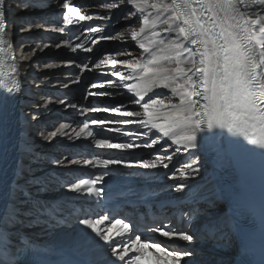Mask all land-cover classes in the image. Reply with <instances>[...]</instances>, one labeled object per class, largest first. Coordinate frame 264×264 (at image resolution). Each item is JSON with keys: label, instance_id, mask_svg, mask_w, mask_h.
<instances>
[{"label": "snow or ice", "instance_id": "obj_1", "mask_svg": "<svg viewBox=\"0 0 264 264\" xmlns=\"http://www.w3.org/2000/svg\"><path fill=\"white\" fill-rule=\"evenodd\" d=\"M121 2L131 5L133 12L129 15H135L137 23L130 26L127 34H102L95 37L92 44L103 40L130 39L140 50L135 54L138 58H118L121 55L132 57V52L117 53L115 57L107 54L95 63V68L111 66L109 75L116 77V80L109 79L107 83L114 88L126 89L131 94L129 103L138 105L141 110H126L123 104L120 107L96 109L138 119L92 120L93 125L100 127V133H95L85 123L75 132L76 138H92L94 147L102 151L140 147L152 149L160 139L166 138L176 145V153H189L201 148L208 150L211 142L218 164L238 172L243 171L247 154L258 150V154L264 158V0H114L103 2L99 7L110 12L117 9ZM6 3L7 0H0V8ZM31 6V3L23 5L25 9ZM60 7L63 9V27L57 29L59 32L93 19L74 6L71 0H62ZM109 18L107 15L99 17L101 20ZM124 19H128V16ZM29 30L21 28L22 32ZM86 31L95 34L100 33L101 29L88 26ZM6 34V13L0 11V94L13 95L21 93L22 86L16 76L18 69L15 63L11 64L10 73L6 74L3 70L7 49L14 47L5 39ZM77 49L86 53L93 51L92 47L83 44H77L72 50ZM120 67L127 71H120ZM96 87L100 86L93 85V88ZM157 88L169 90L171 95L149 96L145 100L148 93ZM93 94L110 95L89 93ZM112 123L138 124L146 131L104 127ZM66 127L62 125L57 131L49 133V138L58 134L69 135L64 131ZM104 132L120 133L130 140L114 143L110 137L102 136ZM150 133L159 135L157 139L145 140L143 144L134 142L149 137ZM98 135L101 138H97ZM172 159V155L158 154L154 159L141 158L132 163L125 162L123 158H102L97 155L83 163L100 169V174L69 183L68 190L100 197L104 189L98 185L109 175L111 165L167 169ZM201 170V158L192 152L191 162L172 170L168 178L174 181L172 187L176 192L184 193L192 187V181L201 175ZM202 198L205 204L202 210L206 225H202L205 239L217 245L231 243L233 235L240 232V216L244 214L237 202V194H233L229 203L231 215H226V209L221 207L220 202L227 199L222 192L209 190ZM29 211L38 221L41 216L49 219L57 217L61 209L36 201ZM21 216V209L15 200L0 210V264H38L34 259V242L30 238L13 235L17 222H23ZM184 216L191 222L193 212L188 211ZM76 219L78 225L83 226V235L94 241L97 247H103L109 258L108 264H141L148 249L156 251V264H190L187 258L195 256L190 247L181 246V242L191 245L194 234L186 228L165 224L162 220L145 231L158 233L166 240L157 238L146 242L142 241L144 233L130 221L126 222L125 218L95 216L85 211ZM100 242H103L102 245Z\"/></svg>", "mask_w": 264, "mask_h": 264}, {"label": "bare ground", "instance_id": "obj_2", "mask_svg": "<svg viewBox=\"0 0 264 264\" xmlns=\"http://www.w3.org/2000/svg\"><path fill=\"white\" fill-rule=\"evenodd\" d=\"M71 2L74 6L79 7L82 12L92 16L93 19L84 21L81 25L70 27L64 32H59L57 30L59 27H63L62 21L60 25L53 24V22L49 21L51 18H48L52 13L61 15L62 12H60V9L62 8L60 4L62 1L7 0L6 5L0 8V11H5L6 13L7 34L5 39L9 40L14 45L12 49H7V73L12 71L11 64L15 63L18 69L16 76L21 80L22 86L21 93L8 95V130L4 159L0 171V210H2L5 205L10 206V201L12 200H15L20 208H24L21 206L27 201L33 204L36 201L46 204L50 202L49 204H53L54 206H61L63 204H89L96 200L97 197L73 193L68 190V184L76 182L74 177L69 174V171L88 167L83 163V161L87 159L72 160L68 158L67 154L63 152L62 149L93 144L92 138L86 136L76 138L75 132L83 127L85 123H88L90 129L95 133H100V127L93 125L91 123L92 120L86 121V119L80 123L59 121V113L61 111L56 112L57 109L68 110V114L76 118L80 116L83 117L84 115L86 117L91 113H102V115L99 114V117L95 120L117 121L138 119L136 117H122L112 111L104 112L96 110L106 107H120L122 104L126 107V110L139 111L141 109L138 105L129 103L131 94H128L124 88L111 89V98L109 100L111 105H95L98 103V98H104L106 95H89V93L110 92V90L106 88L107 85H109L107 81L109 79L116 80V77L109 75L112 71L111 66L103 65L101 68L96 69L95 66L92 67L89 60L87 62L80 60V58L88 56L89 53L84 52L82 49H77L76 51L72 50L77 44H83L86 47H92L93 53L103 54L100 59H103L107 54H112L115 57L117 53L125 52H132L134 55L132 57L121 55L118 58L137 59L138 56L135 54H138L140 50L134 46V43L130 39H117L113 40V42H110L112 40H108L109 43L105 42L107 40H103L99 41L97 44H92V40L99 35L116 34L115 32H117L119 28L112 27V23H110L112 22V18L113 21H116L118 26H120V23H124L123 18L125 16H128L126 20L132 19L134 23L130 24L128 22V27L123 31L125 34L128 33L131 30L130 26L137 23L135 15H129L130 12H133L131 5L121 2L117 9L106 12L101 9L99 5L103 2H114V0H71ZM24 3H31L32 6L25 9L23 7ZM52 6L57 8V10L50 9V11L46 13H42V11H32L34 8L42 10L49 9ZM25 14H31L29 15L30 20L22 18L26 17L22 16ZM105 15L110 18L103 20L99 19V17ZM37 17H40V20L43 19L45 24L42 21V23H39L37 20H34ZM20 25L21 28L23 27L30 30L23 32L19 31ZM36 25H42L43 27H36ZM88 26L99 27L101 32L95 34L89 33L86 31ZM37 30L45 32L42 34L41 38H36L37 34L35 32ZM75 30H79L80 32L78 38L71 39L72 33ZM52 36L56 37L57 40L50 42L51 38H53ZM22 39L25 41L24 46L27 47V51L23 53L18 47V43L19 41L22 42ZM57 45H59L57 48L66 47L71 49L74 53L82 55L77 57L73 54L72 58H70L71 60L68 61H44L43 58L40 57L42 53L44 55L48 50L53 51V46ZM13 56L15 57L14 60ZM59 66H66L68 69L64 70L62 75L53 77L52 75L54 72H52V70H55ZM119 70L123 72L127 71L122 67H120ZM92 72H97L96 74H92L97 80L90 82L89 85L85 86V89L86 95L88 94L87 96L93 97V99L87 101V99L85 100L86 95H84V104L79 105L77 100H74L78 102L75 103L67 100L66 97H57V95H55V93L65 94L70 89L78 87L81 84L79 81L81 76ZM55 74L57 75L58 73ZM93 85H99L100 87L93 88ZM48 87L52 89H46L42 92L43 88ZM120 95L124 98L119 101L118 98ZM157 95L167 97L171 94L169 90L157 88L148 93L145 100H147L149 96L155 97ZM115 99L116 101H114ZM61 101H63V103H61ZM71 105H75V107H71ZM28 112L33 113L35 119L33 118L30 120L26 116ZM44 117H47L45 122H43ZM62 125H67L64 131L69 135L62 136L58 134L56 137L49 138V133L57 131ZM104 127H120L123 131H146V129L141 128L138 124L124 125L112 123L105 124ZM30 132L31 134L29 135ZM103 134L105 133H102V135ZM158 135V133L155 135L150 133L149 137H142L140 140H135L134 142L143 144L145 140L157 139ZM111 137L114 143L129 142L130 140L129 137L122 134L112 135L110 138ZM97 138H101V136L98 135ZM157 146L160 147V151L158 149L153 151L152 149H155ZM156 147L152 149H143L141 150L142 152L136 153L130 152V150L102 151L98 149L102 158H123L125 162L132 163L138 161L139 157L146 159L149 156L151 159H154L158 154L173 156V159L169 162V168L167 169L162 167L157 169H143L139 167L124 168L123 164L111 165L114 172L112 175L106 176L103 182L114 181L118 183L117 189L129 187L133 195L143 194L150 189L151 192L157 193L156 199L178 195L186 197L188 196L186 194L187 192L192 193L196 189H205L206 192L209 190L220 191L228 200L232 199L233 194H237V202L246 203L247 200H249L252 190L245 181V174L230 167H221L215 158L214 145H212L211 142L209 143L208 150L201 148L199 151L191 150L189 153H176V145L172 144L171 141L166 138L160 139ZM48 149L52 152H45ZM164 149H166V151H164ZM154 152L158 153L155 154ZM192 152H195V155L201 158V175L192 181V187L190 189L185 190L184 193L176 192L172 187L174 181L168 177L172 170L182 168L185 164L191 162ZM47 155H51L52 158L54 157V161L49 162ZM23 158L26 161L24 166L21 163ZM178 160L181 162L179 166L177 165L178 167L175 166L176 168H172L173 161L177 162ZM71 161H77V163L72 164ZM142 172H144V177L141 176ZM58 178H61V180L65 182L66 185L64 187L61 182H59ZM48 185L50 186L48 187ZM195 186L197 188L194 189ZM193 189L194 191H192ZM20 223L21 222H18L15 230L25 233V231L19 227ZM9 226L11 227V225ZM82 227L83 226L77 223L75 226H72L71 229L59 228L53 234H50V232H53L54 228H52L51 230H46L44 233H39L40 236L36 233L31 234V236L51 245L68 247L75 250H91L90 257L95 264H108L109 258L105 254L103 247H97L94 241L87 239L81 231ZM100 243L102 245L103 242ZM197 253L208 255L210 251L200 247ZM130 255L132 254L130 253ZM203 264L209 263L204 261Z\"/></svg>", "mask_w": 264, "mask_h": 264}, {"label": "rangeland", "instance_id": "obj_3", "mask_svg": "<svg viewBox=\"0 0 264 264\" xmlns=\"http://www.w3.org/2000/svg\"><path fill=\"white\" fill-rule=\"evenodd\" d=\"M56 1H62V0H56ZM50 9H56L57 10V8H54L53 6L51 7V8H49V9H42V10H39V9H36V8H34L32 11H42V13H46L47 11H50ZM63 11V9H60V12H62ZM35 13V12H34ZM31 14H33V13H31ZM31 14H29V15H31ZM29 15H22V16H26V17H22V18H24L25 20H30V16ZM28 16V17H27ZM34 20H37L39 23H44V21H42V20H40V17H37L36 19H34ZM123 20H124V23H120V26H118L117 25V23H116V21H113V18H112V22H110V23H112V27L113 28H116V27H118L119 29H118V31L117 32H123L127 27H128V22L130 23V24H132V23H134V21H132V19H130V20H126V19H124L123 18ZM42 21V22H41ZM136 22V21H135ZM45 24V23H44ZM19 31H21V25H20V27H19V29H18ZM106 31H107V29H106ZM20 33H22V32H20ZM37 35H36V38H38V37H40L41 38V36H42V34L43 33H45V32H42L41 30H37L36 32H35ZM34 33V34H35ZM116 33V32H115ZM53 38H51V41L50 42H54V41H56L57 40V38L56 37H54V36H52ZM110 41V40H109ZM109 41L107 40V41H105V42H107V43H109ZM110 42H113V40L112 41H110ZM24 44H25V41L22 39V42L21 41H19V43H18V47H19V50L23 53V52H25V51H27V47H25L24 46ZM120 44V43H119ZM73 54H75L77 57L78 56H81L82 54H79V53H74L71 49H68V48H66V47H63V48H57V46H53V51H50V50H48L47 51V53L46 54H44L43 55V53H42V55L40 56V57H42L43 58V60L44 61H49V60H55V61H57V60H61V61H68V60H71L70 58H72V55ZM90 55H94L93 54V52L92 53H89ZM100 54V53H99ZM89 56V55H88ZM103 56V55H102ZM102 56H100L99 57V59L102 57ZM85 57H87V56H85ZM90 58H92V56L90 57ZM83 59H84V57L83 58H80V60L81 61H83ZM99 59L97 60V62L99 61ZM89 61H90V59H89ZM87 62V61H86ZM79 64V63H78ZM68 68L66 67V66H59L58 68H56L55 70H52V72H54V74L52 75L53 77H55V76H60V75H62L63 74V71L64 70H67ZM55 73H58L57 75L55 74ZM61 73V74H60ZM97 72H92V73H90V74H96ZM84 75H86V74H84ZM83 75V76H84ZM83 76H81V78H80V85L78 86V87H76V88H79V89H77V90H82L83 91V88H85V86H84V84L82 83L83 82ZM81 79H82V81H81ZM75 87H74V89H76ZM106 88H108V90H110V92H106V93H110V95H106V97H104V98H98L99 100H97V102L98 103H100V105H107V106H109V105H111V103L109 102V100H110V98H111V89L113 90L114 89V87H112L111 85H107V87ZM46 89H52V88H50V87H48V88H43L42 89V92H44ZM68 89V88H67ZM58 90H66V89H58ZM73 89H70L69 91H67L66 93H65V95L66 94H68L69 96H67L66 97V99L67 100H70V101H73V102H75V103H78L79 105H82V104H84V102H80V100H78V98H76V97H74V96H72L73 94V92H71ZM77 90H75V92L77 91ZM86 90V89H85ZM88 95V94H87ZM86 95V97H85V100L87 99V101H89V100H91V99H93V97H90V96H87ZM50 98V97H49ZM122 98H124V97H122L121 95L119 96V101L120 100H122ZM74 100H77L78 102H76V101H74ZM114 101H116V99L114 100ZM81 103V104H80ZM119 105V104H118ZM58 111H61V112H67V113H65V114H67V115H70V114H68V110H60V109H57L56 110V112H58ZM100 115H102V113H99ZM30 120H32L33 118H34V114L33 113H29L28 112V115H26ZM71 117H73L72 115H70ZM87 116H89V115H87ZM86 116V117H87ZM86 117H85V115L82 117V116H80V117H75V119H76V121L74 120V121H65V120H61L60 118H59V121H64V122H68V123H80V122H82L81 121V119H83V121H85V119H86ZM35 119V118H34ZM47 119V117H44L43 118V122H45V120ZM42 120V119H41ZM86 121H88L87 119H86ZM104 133H107V132H104ZM31 134V132L29 133V135ZM112 135H120L119 133H110V136H112ZM109 136V137H110ZM78 140V139H77ZM111 140H113L112 139V137H111ZM69 142V141H68ZM70 143V142H69ZM52 146H54V145H52ZM51 146V147H52ZM160 147H156L155 149H152L153 151H155V150H159L160 151V149H159ZM143 149H147V148H144V147H140V148H136V149H129L130 150V152H142L141 150H143ZM45 152H52V151H50V149H48V150H46ZM155 154L156 153H158V152H154ZM133 157V156H132ZM139 157V156H138ZM134 158V157H133ZM141 158L139 157V159L138 160H140ZM146 159H151V157H147ZM134 160V159H133ZM22 162V165L24 166L25 165V163H26V161H25V159L23 158L22 160H21ZM181 162L178 160L177 162L176 161H173V166H172V168L173 167H178L179 166V164H180ZM178 165V166H177ZM175 167V168H176ZM169 168V167H168ZM172 168H171V170H172ZM141 176L142 177H144V172H142V174H141ZM50 185H48V187H49ZM175 190V189H174ZM21 207H24V208H20L21 209V212H22V216H21V220L23 221L22 223H20L19 224V227L22 229V230H24L25 231V233H27V234H29V235H31V234H33V233H36V234H38L39 236H40V234L41 233H44L46 230H51L52 228H54L53 229V232H50V234H53L55 231H57L59 228H63V227H56V226H52V225H50L49 227H46L45 225H44V223H43V221H42V216L40 217V219L37 221L35 218H34V216H33V213L31 212V211H29V209L30 208H32V205H31V203H29L28 201L26 202V203H24V205L23 206H21ZM24 209V210H23ZM17 225H18V222H17ZM67 229V228H66ZM69 229H71V228H69ZM40 233V234H39Z\"/></svg>", "mask_w": 264, "mask_h": 264}]
</instances>
